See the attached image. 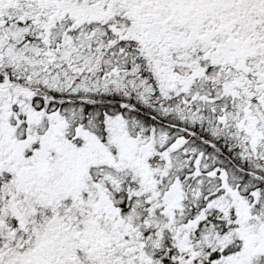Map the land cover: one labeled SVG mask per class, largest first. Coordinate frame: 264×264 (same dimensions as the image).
Instances as JSON below:
<instances>
[{"label": "snow or ice", "instance_id": "1", "mask_svg": "<svg viewBox=\"0 0 264 264\" xmlns=\"http://www.w3.org/2000/svg\"><path fill=\"white\" fill-rule=\"evenodd\" d=\"M0 264H264V0H0Z\"/></svg>", "mask_w": 264, "mask_h": 264}]
</instances>
